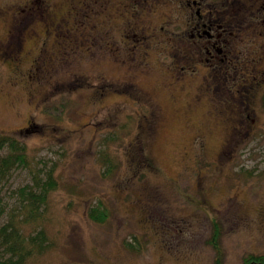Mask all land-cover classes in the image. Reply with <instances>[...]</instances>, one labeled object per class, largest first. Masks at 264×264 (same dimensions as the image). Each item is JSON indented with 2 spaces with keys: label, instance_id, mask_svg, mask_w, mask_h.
Segmentation results:
<instances>
[{
  "label": "rangeland",
  "instance_id": "1",
  "mask_svg": "<svg viewBox=\"0 0 264 264\" xmlns=\"http://www.w3.org/2000/svg\"><path fill=\"white\" fill-rule=\"evenodd\" d=\"M44 1L62 23L64 0ZM30 4L0 0V135L20 142L28 161L0 176V227L21 207L20 188L48 174L55 182L42 223L48 246L24 264H214L215 226L221 264L264 254L260 100L254 129L227 144L229 131L207 101L166 87L159 64L170 56L141 49L132 61L123 48L106 55L105 42L111 47L127 38L118 29L108 37L96 32L120 26L121 19L107 22L106 11L95 13L99 21L92 17L88 28L83 17L77 23L67 17L61 25L80 27L79 42H95L73 52L52 46L36 12L32 24ZM249 46L245 41L241 48ZM16 52V61L7 57ZM7 153L4 146L0 156ZM98 204L107 211L103 222L89 216ZM33 227L24 225V233Z\"/></svg>",
  "mask_w": 264,
  "mask_h": 264
},
{
  "label": "flooded vegetation",
  "instance_id": "2",
  "mask_svg": "<svg viewBox=\"0 0 264 264\" xmlns=\"http://www.w3.org/2000/svg\"><path fill=\"white\" fill-rule=\"evenodd\" d=\"M64 2L66 9L61 18L63 22L70 17L73 23H77L83 17L80 23L90 28L92 17L99 21L95 13L104 14L105 11L107 22H112L115 17L122 20L120 26L114 24L105 32L97 31V26L92 23L91 31H97L96 35L106 34L108 37L109 33L118 29L127 38L113 43L111 47H107L108 42H105L106 55L116 57L107 50L123 48L126 50L125 55L130 50L134 54L130 59L126 56L125 60V55H122L125 63L128 59L136 60L141 49H146L147 52V49L155 50L162 56H170L169 63L161 64L159 60L162 67L160 70L163 69L169 79L166 87L187 91L196 102L207 101L229 131L227 144L241 141L247 132L254 129L256 119L253 112L256 110L255 105L259 104L258 99L264 113V0ZM83 2L84 6L81 7ZM30 9L32 24L33 12H36L42 31L49 35L48 38L52 36L53 47L71 49L73 52L81 46L86 49L93 47V38L90 42H79L76 38V34H82L80 27H64L61 25L63 22L56 24V14L50 13V5L44 0H31ZM61 34L64 38H58ZM16 39L18 40L17 36ZM245 41L255 49L251 46L250 49H242ZM163 46L168 52H162L160 48ZM17 55L18 52L7 57L16 61ZM143 66L146 67V62ZM130 84L134 85L132 81ZM148 98L154 99L151 95ZM169 99L175 102L177 96L171 94ZM187 104L190 106L188 102ZM151 107L155 114L161 111L157 103Z\"/></svg>",
  "mask_w": 264,
  "mask_h": 264
},
{
  "label": "trees",
  "instance_id": "3",
  "mask_svg": "<svg viewBox=\"0 0 264 264\" xmlns=\"http://www.w3.org/2000/svg\"><path fill=\"white\" fill-rule=\"evenodd\" d=\"M4 146H7L8 153L0 156L1 177H5L12 167L28 165L25 147L15 138L0 135V150ZM105 162L109 164L106 169L109 172L113 164L109 159ZM47 177L44 181L35 177L33 185L20 188L17 192L21 207L14 208L0 227V264H24L27 258L43 252L48 246L42 223L47 196L55 188V182L51 175L48 174ZM3 212L1 209L0 214ZM89 216L96 222H103L107 218V211L102 204H98L91 207ZM30 222L34 225V233L25 234L23 226ZM219 235V227L215 226L210 240L216 251L214 264H221ZM242 264H264V254H247L243 257Z\"/></svg>",
  "mask_w": 264,
  "mask_h": 264
}]
</instances>
